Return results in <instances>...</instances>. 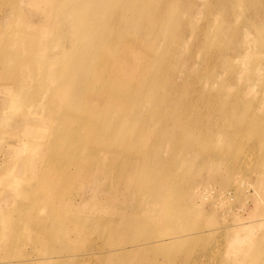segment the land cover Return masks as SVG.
<instances>
[{"label": "bare ground", "instance_id": "bare-ground-1", "mask_svg": "<svg viewBox=\"0 0 264 264\" xmlns=\"http://www.w3.org/2000/svg\"><path fill=\"white\" fill-rule=\"evenodd\" d=\"M236 4L264 21V0H0V264H264V188L218 172Z\"/></svg>", "mask_w": 264, "mask_h": 264}, {"label": "rangeland", "instance_id": "rangeland-1", "mask_svg": "<svg viewBox=\"0 0 264 264\" xmlns=\"http://www.w3.org/2000/svg\"><path fill=\"white\" fill-rule=\"evenodd\" d=\"M196 2L202 6L203 0H196ZM242 10L241 6L235 5L236 14L235 18H233V23L235 25L240 24L243 27H241L240 36L239 31L236 32L237 39L235 41L225 44L223 57L227 59L228 66L220 68L221 75L229 74L232 71L233 80L230 89L233 91L234 96L231 101L234 103L235 113L239 118L236 120L235 117L233 125L232 119L229 117L222 127L220 139L223 146L220 147L221 157L218 162V172L223 171L225 173L230 169L233 171L238 170V164L245 162L243 163L244 167L242 166L244 172L242 171L240 180L247 179V188L254 186L260 189V187L264 188V21H255L252 18V20H244L242 19ZM238 14L239 17H236ZM198 16L199 22H202L207 14L203 12L198 14ZM218 20L219 15H213L210 22L216 23ZM251 22H254V24L252 25ZM258 29L260 30L258 31ZM221 89H227L225 83L221 84ZM222 99L225 100V98ZM257 121L260 123L256 127L246 125V123H257ZM226 133L234 134V137L230 139L232 140L230 144L225 141ZM7 139L4 137L0 139V177L2 176L3 168L9 162V158L5 159L3 154V151L7 148ZM244 157L246 161H242ZM231 180L223 181L219 178L217 181L208 179V184L201 186L208 191L209 188L218 189L220 187H224L223 189L231 187L233 189L236 182ZM202 183L204 182L202 181ZM258 193L261 196L259 202L256 201V204H254L250 200L244 212L245 215H249L251 219L249 222H255L252 227L256 226L253 234L247 231V236L254 240L253 236L256 241L264 240V224L258 226L260 221H264V211H259V208L264 209V192L258 191ZM236 195L237 198L230 203L228 211L230 209L231 212L236 211L238 210L236 208L242 205L246 195L244 187ZM207 201L205 205L211 206V201ZM228 211L224 212L220 209L214 215L220 221L222 216L219 214L225 216ZM247 219L244 221H247ZM226 222H228L227 225ZM236 223H238L236 217L234 219L228 217L219 222L218 238L215 240L218 248H221L222 244L224 245L223 240H230V232H226V229L229 225ZM247 236L246 240H248ZM244 248L248 249L250 247L245 245ZM225 251L226 248L222 246L221 253ZM213 253L216 254L215 252ZM211 259L207 264L211 263Z\"/></svg>", "mask_w": 264, "mask_h": 264}]
</instances>
